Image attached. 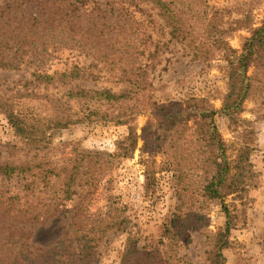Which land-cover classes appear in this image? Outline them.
<instances>
[{
  "label": "trees",
  "instance_id": "trees-1",
  "mask_svg": "<svg viewBox=\"0 0 264 264\" xmlns=\"http://www.w3.org/2000/svg\"><path fill=\"white\" fill-rule=\"evenodd\" d=\"M39 1L43 7L39 15L0 17V68L25 65L33 70L30 80L0 92V112L17 136L40 145L50 131L80 124L85 113L111 115L117 125L128 126L129 133L117 142L114 154L96 153L100 164H88L85 170V159L77 155L59 175L54 170L36 171L33 181L19 192L0 184V264H66V250L73 242L80 244L83 258L93 257L109 230L125 222L89 217L100 179L115 166L109 158H129L137 150L164 157L159 170L177 173L180 202L159 241L163 254L141 249L140 237L130 235L121 264L152 260L192 264L181 256L183 243L191 231L206 233L204 218L196 226L193 217L212 201L222 202L226 230L218 236L205 234L209 247L201 264H227L236 219L227 200L246 191L254 171L249 150L231 158L216 124L219 110L208 98L159 101L156 85L178 54L212 62L215 56L206 40L225 62L229 91L222 112L236 114L253 92L249 72L264 54V21L237 51L229 38L249 16L234 22L223 13L191 11L182 0ZM260 2L264 5V0H251L252 5ZM72 55L77 60L70 62ZM56 61L62 66L53 68ZM77 105L84 111L78 112ZM147 113L139 136L136 119ZM35 169L4 164L0 177L23 175L26 180ZM156 171H150L151 179ZM42 184L47 198L34 193V187ZM52 192L61 197L59 201ZM78 195L83 201L64 238L51 247L32 245L29 226L55 217L65 201Z\"/></svg>",
  "mask_w": 264,
  "mask_h": 264
},
{
  "label": "rangeland",
  "instance_id": "rangeland-1",
  "mask_svg": "<svg viewBox=\"0 0 264 264\" xmlns=\"http://www.w3.org/2000/svg\"><path fill=\"white\" fill-rule=\"evenodd\" d=\"M182 1L191 11L207 12L210 16L223 13L225 19L234 22L249 16V20L229 38L231 46L237 51L242 50L253 28L259 27L264 21L262 2L252 5L251 0ZM42 12L43 7L39 0H0V17H29L31 14L39 15ZM204 43L215 56L214 60L207 63L195 62L190 57H181L178 54L177 59L170 64L156 85V99L184 101L190 97L208 98L219 110L216 124L229 145L231 158L236 159L245 150H249L254 171L247 180L246 191L241 196L227 200L236 217L235 226L231 231L232 246L227 252V264H264V54L249 72L253 83L252 94L241 111L228 116L222 112L229 91L225 62L220 60L219 54L210 43L206 40ZM76 60L72 55L68 61ZM61 66L62 63L59 64L58 61L52 65L53 68ZM32 72L33 70L25 65L18 69L0 68V92L30 80ZM75 108L78 112L84 111L81 106L77 105ZM83 118L80 124L50 131L40 145L17 136L6 116L0 112V165L38 167L26 180L23 175L10 179L0 177L1 186L13 193L19 192L27 181L28 184L33 181L37 175L36 171L54 170L53 174H58L60 169L72 164L77 155H82L85 159L84 170L88 164H100L95 154L100 153L107 157L114 154L117 142L129 133L128 126L117 125L111 115L85 113ZM148 119V113L136 119L135 126L139 136ZM142 145V142H139V148ZM109 162H113L115 166L100 179V186L88 215L93 220L103 217L112 222H125L121 227L109 230L110 233L100 242L95 255L89 259L83 258L80 244L73 242L66 250V264H121L127 240L130 235L135 234L140 237L141 249L147 252L156 250L159 255L163 254L159 241L166 223L180 202L177 173L161 172L159 168L164 162V157L148 153L143 155L141 150H137L129 158H109ZM153 170L157 171L155 178L151 179L149 174ZM60 176L64 179L63 175ZM34 188V193L41 198H47L49 195L44 189V184ZM34 188L31 187V191ZM53 193L55 192L50 194ZM53 195L55 201L60 200L61 197ZM81 201L82 195L76 196L72 201H65L55 217L29 226L30 243L36 247L56 245L64 238ZM222 208V202L212 201L206 209L196 210L193 219L197 220L193 222L196 226H201L203 217L207 224L205 234L221 235L226 230V218L222 214ZM205 234L197 230L189 233L181 252L185 261L192 264L203 262L209 247ZM137 263L138 261L135 264ZM142 264L156 262L152 260Z\"/></svg>",
  "mask_w": 264,
  "mask_h": 264
}]
</instances>
